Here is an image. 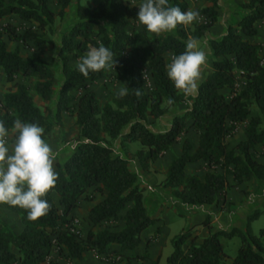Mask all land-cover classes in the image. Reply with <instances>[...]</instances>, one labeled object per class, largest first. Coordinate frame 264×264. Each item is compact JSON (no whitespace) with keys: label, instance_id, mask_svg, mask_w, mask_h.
Wrapping results in <instances>:
<instances>
[{"label":"trees","instance_id":"obj_1","mask_svg":"<svg viewBox=\"0 0 264 264\" xmlns=\"http://www.w3.org/2000/svg\"><path fill=\"white\" fill-rule=\"evenodd\" d=\"M75 1L74 20L70 28L60 37L56 59L48 62L39 58L40 47L48 43L39 32L50 31L53 18H61L65 10ZM82 0H56L58 10L53 14L47 0H0V20L15 16L22 22L34 24L22 31L6 23L0 26V71L7 83L17 76L22 82L33 80L32 86L14 82L0 99V121L7 129L13 120L37 123L48 132L52 125L60 124V114L74 117L77 129L75 148L69 158L55 164L58 179L43 199L51 205L50 211L36 219H28L27 210L19 206L3 204L6 210L18 216L22 230L15 235L0 221V264H59L47 261L55 246L65 249L67 257L80 260L84 252H105L107 245L115 244L120 251L133 250L139 243L140 233L153 223L147 216L142 201V190L136 185L135 175L126 166V161L113 155L108 142L120 137L123 128L128 132L121 136V147L125 142H137L141 149L133 155L142 171L155 161L174 143L179 135L193 128L197 135V147L190 154L189 141L184 139L180 155L169 164L163 188L172 190L183 205L203 206L214 202L215 196L230 187L226 178L239 184L251 178H264V163L254 159L255 145L264 147V43L261 46L252 39L257 35L256 23L264 22V0H247L240 5L246 13L235 27L227 25L219 40L208 41L211 51L210 73L198 85L194 96L177 90L167 75L166 57L185 50L186 39L201 40L207 29L216 20L217 0H205L208 7L199 10L205 17L202 24L185 25L167 34H153L139 25V30H127L135 16L125 6L124 0H98L94 6ZM169 4L187 11L182 0H169ZM8 42L31 46L26 57L19 54L18 47L7 50ZM102 43L118 58L114 69V80L127 87V95L114 96L110 102L99 104L91 90L78 93L76 98L70 91H77L104 75V71L90 72L87 77L77 69V63L88 47ZM69 57L74 64L69 63ZM61 76L57 91L55 113L45 107L40 110L34 103L30 91L41 101L49 102L52 95L54 73ZM147 72L149 87L144 88L142 75ZM245 80L241 89L234 85V73ZM136 89L141 92L135 94ZM227 90L229 97L221 90ZM172 101V103H169ZM189 103V109L181 117L172 119L168 130L153 134L144 122L147 117L157 119L177 103ZM254 111V112H253ZM244 123V141L233 150H226L225 138ZM43 133V137H44ZM106 137L107 140L104 138ZM236 151V153L234 152ZM201 161L207 172L200 180L196 176L186 177L187 164ZM214 168L221 173L215 174ZM102 194L103 199L94 204L87 213L91 228L103 226L85 238H76L63 229L57 230L64 218L78 206L81 196L88 190ZM52 194L57 196L56 204ZM85 199H88L87 197ZM89 200V199H88ZM58 206L61 207L59 212ZM123 214L120 216V213ZM264 214V208L254 211L246 218L244 232L231 229L211 231L198 245L190 240L187 252L182 244L190 237V229L182 231L171 240L172 252L166 264H264V228L256 235L250 233L249 223ZM123 223L118 231H111L117 221ZM112 224V225H111ZM205 220L202 225L207 226ZM208 227V226H207ZM238 238L239 246L233 258L223 251L220 239ZM13 247L16 255L10 251ZM124 264H129L125 262ZM155 264V263H154Z\"/></svg>","mask_w":264,"mask_h":264},{"label":"crops","instance_id":"obj_2","mask_svg":"<svg viewBox=\"0 0 264 264\" xmlns=\"http://www.w3.org/2000/svg\"><path fill=\"white\" fill-rule=\"evenodd\" d=\"M137 1L138 0H124L125 6L134 16L136 13L133 9L138 5ZM246 2L247 0H217L216 20L204 34V36L208 38L207 40H219L218 37L224 35L227 25L235 27L237 22L246 13L244 9L240 8V5ZM72 3L73 2L71 1V4L61 17V22H63L61 25L57 22V17H54L53 22L49 25L50 31L47 30L45 34L44 31L39 32L40 34H43V40L48 42L39 49L41 52L38 53L40 59L48 62L52 58H56L61 34L70 28V23L69 25L68 23L64 25V21H66L68 13L72 12ZM186 5L188 11L190 9L199 10L208 7L209 3L205 0H199V2L196 3V6H191V1L186 2ZM47 7L53 14L58 10L56 0H47ZM204 21L205 17L203 21H198V24H202ZM6 23L13 26L19 23L26 24V27H29L30 25L29 23L20 21L15 16H6L0 20V26ZM33 27L34 26H32V28ZM4 40H6L5 37ZM252 40L255 41L254 39ZM9 43L12 44L11 50L15 47H21V45L17 43ZM199 43L200 40L198 41V44ZM201 43H204L205 48H207L208 54H206V57L209 56L211 58V51L208 44L204 39ZM19 54L21 55V51ZM209 73L210 65H202L201 79L198 81V85ZM236 73L238 74V72ZM102 78L94 83L86 84L84 88L80 89V93L84 90H91L97 99L95 90L98 88L97 86ZM14 82L22 81L19 76H17L12 83H7L0 71V99L2 94L5 93L8 88H11ZM60 84L61 76L58 72H55L52 95L49 102L41 101L32 92V99L33 97H36L38 101L44 103L42 111L47 107L52 114L55 113L57 91ZM234 85H236L235 82ZM241 88L239 87V89ZM120 89H122L121 83L118 91ZM71 93L72 91H70L69 94ZM221 93L226 97L230 96L229 92L225 89L221 90ZM190 95L194 96L195 93ZM188 109L189 103H177L175 106L170 107L163 116L157 119L147 117L144 125L153 134L162 133L169 129L173 118L181 117L186 111H188ZM244 126V123L237 125L233 134L225 138L226 150H233L239 142L244 141ZM127 132L128 126L122 129L120 137L114 141L108 142V147L112 150L113 155L119 156L126 161L127 169L135 175L136 185L142 190V201L146 214L153 219V223L140 233L139 243L133 250L120 251L117 245L109 244L107 245L105 252L102 254H97L92 250H88L82 254L80 260H76L68 258L63 247L55 246L53 247L55 248V251H53V249L50 251L47 261L57 262L59 264H124L125 262H128L129 264H166V258L172 252L171 240L182 231L190 229V237L181 246V250L186 253L190 240L193 239L195 245L200 244L202 240L208 236V228H210L211 231L223 230L228 232L231 229H237L244 232L246 218L254 211H260L264 208V178L261 180L251 178L247 181L235 184L230 177H227L226 182L232 186L226 187L217 193L212 204L200 207L181 204L179 200L173 196L172 190L163 188L161 183L165 178L166 170L171 161L180 155L181 144L184 139L189 141L191 147L190 154L194 152L197 147L196 131L193 128H188L187 131L181 133L177 138L176 143L172 144L161 157L149 163L147 171L141 170L137 160L133 156L135 152L141 149L140 145H135L137 142H125L123 147H121V136ZM43 138L50 144L53 151L58 153L56 160L54 161V166L55 164H61L66 161L73 152V147L71 145L75 144L77 139V129L74 125V117L61 113L60 124L52 125L50 130L44 133ZM104 138L107 140L106 137ZM9 143H11V140ZM234 152L236 153V151ZM254 159L258 163H264V147L261 145H255ZM207 171L205 164L201 161L187 164L184 168L186 177L196 176L200 180ZM213 172L215 174H220L221 170L220 168H214ZM104 195V192L100 195L92 192V189H88L81 196L78 206L64 218L65 222L63 221L58 224L57 230L63 229L67 221L71 218L78 220L81 233H85L88 230L96 232L102 229L103 226H95L91 228L87 221V213L94 204L103 199ZM86 197L89 200L85 199ZM52 200L56 204L57 196L55 194H52ZM57 207L60 212L61 207L58 205ZM122 214L123 212L120 213V216ZM257 219L249 223V230L251 225ZM205 220L208 223V227L202 225ZM0 221L6 224L15 235L19 234L22 230V225L18 221V216L6 210L2 203H0ZM122 227L123 223L119 220L117 221L116 226L110 227V230L118 231ZM250 233H252L251 230ZM10 251L16 255V251L13 247H10ZM13 264H18V261H15Z\"/></svg>","mask_w":264,"mask_h":264},{"label":"clouds","instance_id":"obj_3","mask_svg":"<svg viewBox=\"0 0 264 264\" xmlns=\"http://www.w3.org/2000/svg\"><path fill=\"white\" fill-rule=\"evenodd\" d=\"M138 8V22L156 35L171 32L178 25L204 20L199 11H182L178 6L170 5L169 0H143ZM115 55L102 43L98 47L90 45L78 61L77 69L85 77L90 72L114 71ZM170 61L166 66L167 75L175 88L186 95L195 93L201 79V67L206 61L198 41L189 39L182 53L170 54ZM145 76L144 72V79ZM127 93L128 88L125 87L118 91V96L123 97ZM135 94L141 95L139 89ZM43 133L44 128L37 123L17 118L9 130L0 121V203L27 210L30 220H36L50 211L51 205L43 197L55 187L58 179L54 171L58 153L46 142ZM71 146L75 148L76 145Z\"/></svg>","mask_w":264,"mask_h":264},{"label":"rangeland","instance_id":"obj_4","mask_svg":"<svg viewBox=\"0 0 264 264\" xmlns=\"http://www.w3.org/2000/svg\"><path fill=\"white\" fill-rule=\"evenodd\" d=\"M98 0H82L81 3L84 4V3H87L89 6H94L96 3H97ZM184 1L185 3L188 2V1H191L192 2V5L191 6H196V3L199 2V0H188V1H185V0H182ZM138 5L136 6V8L133 9V11H135L136 15H135V18L129 22V25L127 27V30H139V25L140 23L138 22L137 20V15H138V11H139V8L138 6L143 2V0H138ZM75 1H73L72 3V12H69L68 15H67V19L66 21H64V25L68 23L71 24L72 21L74 20V16H73V12H74V8H75ZM194 10H198V9H194ZM57 22L59 23V25H61L63 22H61V18H57ZM199 22L198 21H194L192 24H189V25H185L186 29L187 30H190L192 28V25H197ZM30 24V23H29ZM27 25L26 24H17L15 25V27L22 31L23 29L27 28L26 27ZM29 26H34V24H30ZM256 28H257V35L253 38L256 42H258L261 46L263 45L264 43V23H262V21L260 22H257L256 23ZM47 32V29L44 30V34ZM169 32H166V33H161V34H167ZM43 35V34H42ZM220 38V37H218ZM190 38H187L185 41L187 42ZM206 41V43H208L209 40H207L208 38L203 36L202 40H200V43L198 44L199 45V48L201 50H203L205 52V55L208 54V51H207V48H205V44L204 43H201V41ZM5 45H6V48L7 50H11L12 48V44L7 42L5 40ZM21 48V50H20ZM18 50L19 52L21 51V56L22 57H26L28 55L31 54L32 52V47L27 45V46H21V47H18ZM41 53V52H39ZM124 54H117L115 55L114 59L115 61L117 62L118 58H121L123 57ZM53 60L56 61V64L59 65V61L56 59V58H52ZM211 58L208 56L206 57V61H205V64L206 65H210L211 64ZM170 57L167 56L166 57V64L170 63ZM69 63L71 65L74 64V61L69 57ZM114 69H115V65H114ZM113 74H114V71L111 70V69H108V70H105L104 71V76L102 78V80L99 82L98 84V88L95 90L96 92V95H97V100L99 102L100 105H102L103 103H107V102H110V100L117 95L118 93V89H119V85L120 83L116 82L114 80V77H113ZM234 82L236 83L235 87L236 89H239V87L241 88L243 86V83L245 82V80L243 78H241L236 72L234 73ZM25 84L27 86H32L33 84V80L31 79H27L25 80ZM143 85H144V88H148L146 86V82L143 81ZM10 88H8L9 90ZM80 89H78L77 91H73L70 96L73 97V98H76L77 94L80 93ZM30 94L32 96V91H30ZM33 103L40 109L42 110V106L44 103L38 101V99H36V97H33ZM254 112V111H253ZM136 146H139L138 143L135 144ZM115 225L117 223H114ZM259 228H264V215L261 214L259 216V218L251 225L250 227V230H251V234L255 235L257 233V230ZM87 232H82L81 233V237L85 238V235H86ZM220 243L222 244V247H223V251L224 253L229 257V258H233L235 253H236V250L239 246V240L238 238L236 237H233L229 240H226V239H220ZM53 251H55V248H53Z\"/></svg>","mask_w":264,"mask_h":264},{"label":"built area","instance_id":"obj_5","mask_svg":"<svg viewBox=\"0 0 264 264\" xmlns=\"http://www.w3.org/2000/svg\"><path fill=\"white\" fill-rule=\"evenodd\" d=\"M142 80L145 81L146 86L149 87V81H148L147 75L145 76V79L143 78V75H142ZM63 230L66 231L68 234L73 235L76 238L81 237V230L79 228V222L75 218L69 219L67 221V223L65 224ZM105 261H107V260H105Z\"/></svg>","mask_w":264,"mask_h":264}]
</instances>
